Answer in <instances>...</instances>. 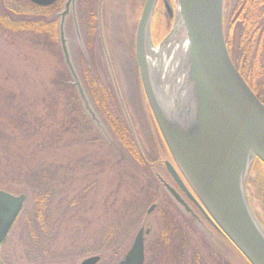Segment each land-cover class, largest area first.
Wrapping results in <instances>:
<instances>
[{
  "label": "rangeland",
  "instance_id": "rangeland-1",
  "mask_svg": "<svg viewBox=\"0 0 264 264\" xmlns=\"http://www.w3.org/2000/svg\"><path fill=\"white\" fill-rule=\"evenodd\" d=\"M66 2L62 0L60 9L46 18L58 23L59 48L43 45L40 35L38 38L35 34V38L11 32L0 23V190L26 196L19 217L0 247V264H80L93 256L99 257L96 264H117L141 226L150 231L144 243V264H179L169 260L171 254H177L176 259L184 254V264H197L194 243L204 240L203 231L188 223L189 229L178 228L167 234L175 213L180 224L189 221L171 203L169 194L158 188L155 177L157 174L164 182L171 181L162 165L164 153L156 147L160 146L161 135L152 121L135 56L136 27L145 0H74L65 10ZM27 3L0 0V14L14 21L34 13L42 15ZM234 3L236 7V0ZM177 13L176 0L156 1L147 26L149 45L158 47L169 38L178 22ZM224 13L225 9L223 33ZM61 39L75 78L65 61ZM263 40L261 20L254 46L260 56ZM236 58L234 51L233 62ZM85 70L109 93L116 92L138 149L144 150L150 160L157 150L155 165L150 166L155 182L151 183L149 168L139 164L115 138L93 101L84 80ZM71 103L77 108L73 110ZM81 114L88 121L85 125ZM36 168L53 174V192L48 215L38 218L39 224L45 221L51 226L48 240L41 246L47 255L34 262L29 226L33 202L30 188L21 185L18 178L21 172ZM251 177L261 180L259 187L252 185ZM244 190L264 233V167L255 159L249 164ZM155 202L160 208L148 215ZM164 205L170 209L162 216ZM214 241L218 253L227 256L230 264H248L218 235H214ZM217 256V263L223 262Z\"/></svg>",
  "mask_w": 264,
  "mask_h": 264
},
{
  "label": "water",
  "instance_id": "water-1",
  "mask_svg": "<svg viewBox=\"0 0 264 264\" xmlns=\"http://www.w3.org/2000/svg\"><path fill=\"white\" fill-rule=\"evenodd\" d=\"M28 1L37 7H48L57 0ZM156 1L145 0L142 8L135 35L136 61L158 131L198 202L169 162L165 163L166 169L249 264H264V233L244 190L250 162L258 159L264 165V105L243 80L227 51L224 0H176L179 23L191 45L193 63L183 89L184 103L177 99L168 116L157 104L146 62L147 26ZM73 4L74 0H67L65 10ZM60 42L71 69L64 42ZM71 73L74 76L72 69ZM167 188L178 199L173 189ZM25 202V195L13 196L0 190V247ZM143 240L140 230L117 264H144ZM98 261L99 257L93 256L80 264Z\"/></svg>",
  "mask_w": 264,
  "mask_h": 264
},
{
  "label": "trees",
  "instance_id": "trees-1",
  "mask_svg": "<svg viewBox=\"0 0 264 264\" xmlns=\"http://www.w3.org/2000/svg\"><path fill=\"white\" fill-rule=\"evenodd\" d=\"M61 2L62 0H58L53 5L43 8L27 3V6L31 9L43 12L42 15H36L34 13L33 15H28L27 18H21L20 20L14 21L11 17H6L0 14V23L11 32H24L35 36V38H37L36 35L38 38L40 35L43 38V42L40 41L43 45H46L47 43L51 48L53 46L59 48V44L57 43L59 35L58 23L56 20H46V18H49L60 9ZM262 2L263 0H236L237 6H234V10L230 11V9L227 8L224 13V39L229 56L233 62V52L235 51L237 53V58L233 64L248 87L259 100V78L261 71L259 60L260 51L259 48L257 50L254 46L256 43L258 27L264 17ZM91 18L93 20L95 15H92ZM83 76L94 103H96V106L99 108L104 120L112 129L115 138L121 145L126 147V150L136 161L139 162V164L149 168V172L151 174L150 179L152 180L151 183L155 182L156 180L152 179V176L154 175L151 171L152 168L148 163H155L158 155L157 150H153L152 160L148 158L149 156L147 154L144 155V150L142 152L140 147L138 149L135 137H131L128 126L129 122L123 114L116 92L113 90V95L109 93L107 89L100 85L101 83H99V80L95 77L93 78L92 74L87 70L84 71ZM71 90L70 91L73 93L74 90ZM77 101L79 100H76V104ZM70 102H73V99ZM79 103L82 104V101L80 100ZM261 103L264 105L263 101H261ZM71 105L73 106V110L74 108H77L75 103H71ZM85 112L87 113V111ZM80 118L83 125L88 122H85L86 120L83 117V114L80 115ZM150 119L152 120L151 116ZM150 125L151 124L149 123V126ZM255 160L259 163V165L264 167L258 159ZM20 175L21 176L18 178V182L21 185L30 188L33 202L31 213L33 221L29 226H31V243L33 244V249H35L33 252L36 253L32 258H34L33 260L36 262L38 261L37 259H40L41 257L44 258V256L47 255L44 247L41 246L45 240H48L47 231L50 225L48 226L45 221L43 224H39V219L48 215L47 209L53 192V174H50L48 169L36 168L32 169L30 172L25 170L21 172ZM254 180L255 179L251 177L250 181L252 185L259 187L257 183L261 180L259 182ZM148 188L154 194L156 193L153 190L154 187L148 186ZM50 230L51 229H49V231Z\"/></svg>",
  "mask_w": 264,
  "mask_h": 264
},
{
  "label": "flooded vegetation",
  "instance_id": "flooded-vegetation-1",
  "mask_svg": "<svg viewBox=\"0 0 264 264\" xmlns=\"http://www.w3.org/2000/svg\"><path fill=\"white\" fill-rule=\"evenodd\" d=\"M234 0H224V9L226 10L227 8L230 9V11L234 10ZM262 9L264 11V0L262 2ZM90 18V17H89ZM263 22H264V17H263ZM261 23V22H260ZM263 24V23H262ZM261 56H260V65H261V71H260V78L259 81L261 83L260 86V90H259V98L261 101H263L264 103V40L263 43H261ZM262 75V76H261ZM158 143L160 146H156L158 147V149H161L162 153H164V158L165 161H163V166L165 169L166 174L170 177L171 181L170 183H166L164 182L162 179H160L157 174L155 175V177L158 179V188L160 187L161 189L163 188L167 194H169V198L171 203L177 208L180 209L182 211V217L188 219L189 222H183L180 224V222L178 221V214H174V212H169V214H174L175 217L173 218L174 220V224L169 225L168 224V229H167V234H169L168 232H170V230L172 232H174L175 230H177L178 228H182V231H185V229H183L184 227H187V229H189V224H195L199 227V230L203 231V241H201L200 243H194V245L196 246L197 250L196 253H194V261L196 259L197 264H230L229 260L227 259V256H225L223 253H218L217 248L215 246V241H214V235H218L222 240H224L226 243L229 244V246L231 248H234L232 246V244L227 240V238L217 230V228L212 224V222L202 213V211L200 210V208L184 193L183 189L179 186V184L172 178V176L169 174L168 170L166 169L165 163L169 162L176 170V172L178 173L182 183L184 184V186L187 188V190L192 194V191L190 190L188 184L184 181L183 177L180 175L179 171L176 169L174 163L172 162V159L169 155V152L162 140L161 137H159L158 135ZM155 165V163H150V166ZM167 186L171 189H173V191L177 194L178 199H176L173 195H171V193L168 191ZM193 198L198 202V200L196 199V197L192 194ZM160 207H158V202L152 203L147 211V214H151L154 211H158V209ZM163 210H162V216L164 215H168V213L166 212L167 209L169 208L168 206L164 205L163 206ZM166 208V210H165ZM151 209V210H150ZM170 209V208H169ZM177 215V216H176ZM183 220V219H182ZM187 224V226H186ZM144 225V224H143ZM146 228H144L143 226H141L138 230H143V235H144V240L143 242L145 243V240L147 239V237L150 235V231L147 234L146 232L148 230H145ZM138 231V232H139ZM188 236H190V234H188ZM169 241V240H168ZM168 241H164L165 243L168 244ZM174 241V239L172 240ZM169 241V242H172ZM200 244V245H199ZM144 248H145V244H144ZM220 255V257L222 258L221 263H217L216 260H218V256ZM172 255V254H171ZM169 255L171 258H169V260L172 262H178L179 264H184V260H185V256L183 254L179 255L178 258L176 259V255L171 256ZM214 258V259H213ZM209 259L211 260H215V263L213 261H209ZM123 260V259H122ZM183 261V263H181ZM195 261V262H196Z\"/></svg>",
  "mask_w": 264,
  "mask_h": 264
},
{
  "label": "bare ground",
  "instance_id": "bare-ground-1",
  "mask_svg": "<svg viewBox=\"0 0 264 264\" xmlns=\"http://www.w3.org/2000/svg\"><path fill=\"white\" fill-rule=\"evenodd\" d=\"M145 51L155 99L162 112L168 116L177 99L184 103L183 89L193 63L191 45L179 19L162 45L153 47L145 42Z\"/></svg>",
  "mask_w": 264,
  "mask_h": 264
}]
</instances>
